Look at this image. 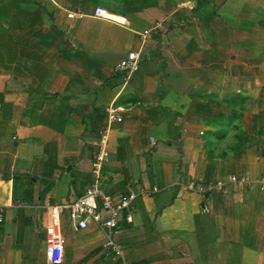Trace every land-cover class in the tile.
I'll return each instance as SVG.
<instances>
[{
  "label": "crops",
  "instance_id": "obj_1",
  "mask_svg": "<svg viewBox=\"0 0 264 264\" xmlns=\"http://www.w3.org/2000/svg\"><path fill=\"white\" fill-rule=\"evenodd\" d=\"M133 50L127 79L114 66ZM112 104L126 110L101 187L157 189L117 229L128 258L219 264L232 244L237 262L264 264V0H0V264H120L97 224L51 211L94 184Z\"/></svg>",
  "mask_w": 264,
  "mask_h": 264
},
{
  "label": "built area",
  "instance_id": "obj_2",
  "mask_svg": "<svg viewBox=\"0 0 264 264\" xmlns=\"http://www.w3.org/2000/svg\"><path fill=\"white\" fill-rule=\"evenodd\" d=\"M201 0H190V4L195 6ZM72 16V13L68 14ZM95 16L105 18L109 16L102 8H97ZM157 26H161L158 22ZM150 30L143 32V41L145 42ZM140 52L129 51L127 55L117 62L114 70L125 73L128 79L133 73L140 69L141 60ZM126 108L122 105L112 104L108 108V125L100 133V150L93 163V173L95 175L94 184L87 190L85 194L73 200L68 204H57L52 206V215L55 224H59L61 215L68 211L71 224L77 229H84L90 223L97 224L104 232V243L102 245V255L105 259H112L120 264H134L127 256L123 246L117 241L116 233L120 223L126 220L127 222L133 221L132 209L135 200L140 194H151L157 189L141 190L136 192L129 189L126 193L122 194L119 199H115L112 194L108 193L100 185L102 177V170L104 163L109 160L110 152L108 149L110 128L115 122H122L124 120L122 113ZM154 138V137H153ZM152 138V139H153ZM258 181L264 190V177L261 179L253 180ZM233 182H240L249 184L252 182L249 177H242L235 179ZM218 185H223L221 182ZM217 187V186H216ZM213 189V186H207L202 191ZM4 210V206H0V212ZM2 216L0 214V221ZM53 262L58 263L62 260V245L57 244L53 250Z\"/></svg>",
  "mask_w": 264,
  "mask_h": 264
},
{
  "label": "rangeland",
  "instance_id": "obj_3",
  "mask_svg": "<svg viewBox=\"0 0 264 264\" xmlns=\"http://www.w3.org/2000/svg\"><path fill=\"white\" fill-rule=\"evenodd\" d=\"M252 143V142H251ZM152 157H146V160H148V159H151ZM155 159L156 158H159V155H157L156 157H154ZM250 159H252V158H247V160H250ZM162 160H164V161H166V159H165V157L163 156L162 157V159H161V161ZM156 163H157V161H155ZM240 166H241V164H240ZM94 174V173H93ZM94 178H95V175H94ZM234 183H236V184H238V183H240V182H234ZM252 183V182H251ZM251 183H249V184H251ZM243 184H246V183H243ZM219 188V187H218ZM164 194H169V191H166ZM202 217H204V214H202ZM205 218V217H204ZM61 220H62V222L64 223L65 222V220H67V221H69L70 220V218H69V213H68V211H65L64 213H62V215H61ZM117 237L118 236H116V239H117ZM213 237V236H212ZM209 241H210V239H209ZM230 243L231 242H229L228 243V246L230 245ZM228 248H230L231 249V251H229V249ZM223 248L221 247L220 248V250H222ZM235 249H236V252L235 253H237V247H235ZM225 250V252L222 254V257H221V262H219V264L221 263V264H241V262H237V255H233V253H232V251L234 252V247H233V245L231 244L229 247H227V249H224ZM223 250V251H224ZM207 252H209V251H205V255H206V253ZM218 261V260H217ZM172 264H174V263H172ZM217 264V263H216Z\"/></svg>",
  "mask_w": 264,
  "mask_h": 264
},
{
  "label": "trees",
  "instance_id": "obj_4",
  "mask_svg": "<svg viewBox=\"0 0 264 264\" xmlns=\"http://www.w3.org/2000/svg\"><path fill=\"white\" fill-rule=\"evenodd\" d=\"M259 134H264V127L260 128V130L258 131ZM227 135V129H219L216 133H214L213 136V141H206L207 144L209 143H216L218 144L221 139H225V136ZM239 147H245V144H240ZM211 158V156H209Z\"/></svg>",
  "mask_w": 264,
  "mask_h": 264
}]
</instances>
